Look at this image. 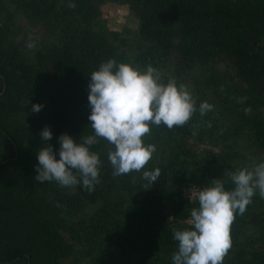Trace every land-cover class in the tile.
Masks as SVG:
<instances>
[{
    "label": "trees",
    "instance_id": "1",
    "mask_svg": "<svg viewBox=\"0 0 264 264\" xmlns=\"http://www.w3.org/2000/svg\"><path fill=\"white\" fill-rule=\"evenodd\" d=\"M4 1L57 32L58 40L28 54L0 23V264H173L172 230H191V210L199 207L182 198L190 166L242 159L230 144L240 138L264 162V0ZM107 3L127 6L138 20L135 54L118 32L100 26ZM170 58L175 69L199 68L205 77L196 96L184 85L196 102L190 121L151 127L144 138L167 150L166 160L145 166L160 170L156 182L149 185L143 170L114 176L107 157L112 146L103 139L90 148L101 160L93 191L35 180L37 153L46 144L59 159L61 134L77 143L94 134L88 84L101 63L114 59L160 74ZM30 101L42 110L31 113ZM205 102L212 107L201 115ZM45 126L53 133L48 141L40 136ZM224 186L234 188L230 179ZM254 199L234 214L223 264H264V246L248 250L240 241L246 227L260 223Z\"/></svg>",
    "mask_w": 264,
    "mask_h": 264
},
{
    "label": "clouds",
    "instance_id": "2",
    "mask_svg": "<svg viewBox=\"0 0 264 264\" xmlns=\"http://www.w3.org/2000/svg\"><path fill=\"white\" fill-rule=\"evenodd\" d=\"M69 3V8H75ZM35 47L33 42L27 44ZM88 102L91 109L88 120L93 135L79 143L64 133L58 138L59 159L49 144L37 153L38 164L35 180L39 183L55 181L69 188L77 185L88 191L100 182L101 160L90 151L99 139L112 147L107 153L113 175L141 172L149 185L157 181L160 170H144L155 151L153 145L145 144L144 138L151 127L166 126L168 129L184 126L195 113L196 102L184 85L177 87L174 80L161 82L158 71L148 66L144 71L130 64L117 63L110 59L100 64L90 74ZM31 103V101H30ZM31 113H38L43 105L32 104ZM211 105L201 103L203 115ZM42 141L52 139L53 133L45 126L40 133ZM234 185L225 190L222 179L212 180L211 186L191 191L189 199L198 201L199 207L191 210L192 229H173V238L178 250L173 254V264H223L224 257L232 246L230 226L235 213L243 214L259 193L264 199V162L251 168L226 170Z\"/></svg>",
    "mask_w": 264,
    "mask_h": 264
},
{
    "label": "rangeland",
    "instance_id": "3",
    "mask_svg": "<svg viewBox=\"0 0 264 264\" xmlns=\"http://www.w3.org/2000/svg\"><path fill=\"white\" fill-rule=\"evenodd\" d=\"M0 23L7 24L10 29V38L18 41L24 51L30 54L35 48L40 45H52L58 40V34L51 31L42 23L29 19L28 16L12 9L4 0H0ZM100 26L109 32H118L126 42V51L130 55L135 54V43L138 41V20L125 5L117 3H107L101 7ZM33 42L35 47L29 49L27 44ZM221 69L224 67L219 65ZM160 75L163 78L180 82L187 86L194 93L199 86L203 85L205 73L202 69H194L192 71H182L175 69L174 59L170 58L167 61L166 67L160 70ZM197 91V90H196ZM204 95H201L200 98ZM208 100V98H205ZM264 112V111H263ZM145 143V142H144ZM146 144V143H145ZM233 145L234 150L239 151L242 159L236 160L227 166H211L208 169L201 164H193L190 166L192 172V180L182 191V198L189 202L197 201L195 197L189 199L191 191L202 190L207 186H211L212 180L222 179L223 183L229 178L225 176L226 170L235 171L239 168H251L253 164H258L262 158V154L258 152L246 138L238 139ZM155 151L149 163L164 161L167 157V150L161 145H153ZM197 152H201L207 147H194ZM217 152L218 149H213ZM203 153H200L196 160H200ZM148 163V164H149ZM254 199L256 212L260 216V223L256 226H248L245 228L241 243L244 247L250 250L252 247L264 246V199L257 192ZM190 223V220H189ZM68 264V263H67Z\"/></svg>",
    "mask_w": 264,
    "mask_h": 264
}]
</instances>
